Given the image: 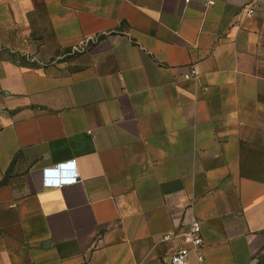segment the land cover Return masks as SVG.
<instances>
[{
  "label": "crops",
  "instance_id": "0c3cea01",
  "mask_svg": "<svg viewBox=\"0 0 264 264\" xmlns=\"http://www.w3.org/2000/svg\"><path fill=\"white\" fill-rule=\"evenodd\" d=\"M247 1L0 0V264H167L192 219L190 264H264ZM71 161L77 182L44 186Z\"/></svg>",
  "mask_w": 264,
  "mask_h": 264
},
{
  "label": "built area",
  "instance_id": "2783aa9c",
  "mask_svg": "<svg viewBox=\"0 0 264 264\" xmlns=\"http://www.w3.org/2000/svg\"><path fill=\"white\" fill-rule=\"evenodd\" d=\"M259 4L264 5V0H249L244 5V11L247 15L256 13ZM195 71L185 75L189 79L195 76ZM45 187H60L72 184L78 181L79 173L75 168L73 161L63 162L53 168L43 170ZM182 244L177 247L170 255L167 264H190V255L195 253L197 261L203 263L204 239L202 234V224L197 219H192L189 228L180 234ZM167 235L165 238H171Z\"/></svg>",
  "mask_w": 264,
  "mask_h": 264
},
{
  "label": "rangeland",
  "instance_id": "374dc122",
  "mask_svg": "<svg viewBox=\"0 0 264 264\" xmlns=\"http://www.w3.org/2000/svg\"><path fill=\"white\" fill-rule=\"evenodd\" d=\"M79 55V51L76 49L73 50H64L63 51V55H61V59H59L60 61H64V62H73L74 59L78 58ZM51 60H55V58L53 57Z\"/></svg>",
  "mask_w": 264,
  "mask_h": 264
}]
</instances>
